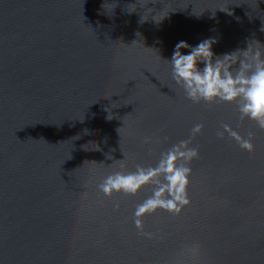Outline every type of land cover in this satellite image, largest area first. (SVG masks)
Here are the masks:
<instances>
[{
	"label": "water",
	"instance_id": "water-1",
	"mask_svg": "<svg viewBox=\"0 0 264 264\" xmlns=\"http://www.w3.org/2000/svg\"><path fill=\"white\" fill-rule=\"evenodd\" d=\"M152 12L162 21L139 22ZM261 27L264 0H0V264H264V130L235 105L187 100L164 61L180 40L215 37L217 55L264 43ZM198 122L191 203L145 217L146 239L132 211L150 188L96 186L123 154L127 170L154 163ZM223 123L252 131L253 151L218 138ZM153 135L168 141L150 154Z\"/></svg>",
	"mask_w": 264,
	"mask_h": 264
},
{
	"label": "clouds",
	"instance_id": "clouds-1",
	"mask_svg": "<svg viewBox=\"0 0 264 264\" xmlns=\"http://www.w3.org/2000/svg\"><path fill=\"white\" fill-rule=\"evenodd\" d=\"M113 4V3H112ZM102 5L109 12L114 11L111 5ZM145 11V10H144ZM128 12L133 13L136 11ZM155 13V14H154ZM157 12H152L149 18L141 15L139 22L144 23L150 18L156 19ZM166 17V16H165ZM163 17V18H165ZM264 31V27H261ZM140 35V33H136ZM136 41H133V43ZM215 37H207L192 46L183 40L174 45L170 59H165L169 68V77L175 90L193 104L235 105L241 120L248 119L255 123L258 129L264 130V43L257 39H246L245 47L215 54L212 46L216 43ZM182 49H189L186 53ZM202 65V67H201ZM174 92L175 90L171 88ZM113 104V107H115ZM107 119L113 118L111 110L107 109ZM204 125L194 123L186 138L177 140L166 149L160 150L155 162L151 164L137 163L133 170H127L123 154L118 169L105 175L97 184L98 192L111 199L115 195L136 196L145 188L150 193L137 203L132 211V223L142 237L152 240L158 238L157 233L147 231L144 227V218L157 211H166L169 215L178 216L183 209L190 205L188 190L191 183V163L199 159V148L193 145L195 137L202 134ZM118 132L120 133L119 129ZM227 134L242 150L251 152L254 145V133L248 131L245 135L233 129L229 124H221V130L216 132L218 138ZM78 138V137H77ZM168 141L166 135L145 136L143 143L148 146L149 153H155L156 147ZM100 150L99 145L95 149ZM110 159V156H108ZM119 208V201L113 203ZM200 251L198 243L185 245L182 256L195 260ZM176 264H184L183 260Z\"/></svg>",
	"mask_w": 264,
	"mask_h": 264
}]
</instances>
